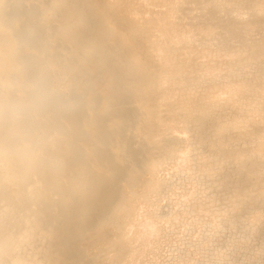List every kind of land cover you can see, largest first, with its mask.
<instances>
[{
	"label": "bare ground",
	"instance_id": "1",
	"mask_svg": "<svg viewBox=\"0 0 264 264\" xmlns=\"http://www.w3.org/2000/svg\"><path fill=\"white\" fill-rule=\"evenodd\" d=\"M0 264H264V0H0Z\"/></svg>",
	"mask_w": 264,
	"mask_h": 264
}]
</instances>
